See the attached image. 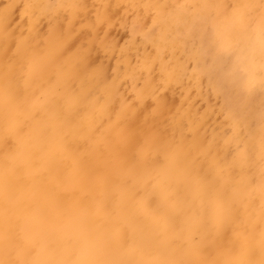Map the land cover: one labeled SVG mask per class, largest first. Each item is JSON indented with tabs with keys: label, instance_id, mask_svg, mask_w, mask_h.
I'll return each mask as SVG.
<instances>
[{
	"label": "bare ground",
	"instance_id": "6f19581e",
	"mask_svg": "<svg viewBox=\"0 0 264 264\" xmlns=\"http://www.w3.org/2000/svg\"><path fill=\"white\" fill-rule=\"evenodd\" d=\"M21 3L14 8L22 18L8 23L16 37L0 40V264H29L34 253L36 264L71 256L90 264L44 210L58 199L78 206L85 223L113 231L114 246L140 248L141 256H158L156 264H264V189L238 175L248 166L221 146L233 120L214 90L218 75L209 69L205 80L193 67L204 58L199 27L213 21L222 31L211 40L264 62V19L250 32L241 28L250 21L247 5L259 17L264 0ZM130 14L150 28L119 44L110 29L126 25ZM253 131L258 137L244 143L259 159L264 134ZM70 147L75 157L66 154ZM141 173L146 189L133 197L132 180ZM191 204L195 218L181 219ZM140 222L150 228L138 229Z\"/></svg>",
	"mask_w": 264,
	"mask_h": 264
},
{
	"label": "rangeland",
	"instance_id": "374dc122",
	"mask_svg": "<svg viewBox=\"0 0 264 264\" xmlns=\"http://www.w3.org/2000/svg\"><path fill=\"white\" fill-rule=\"evenodd\" d=\"M30 1L31 0H0V40L3 38L7 40L8 43L16 37L15 34L12 33V29H10L8 23L11 24L12 22H18L22 17L17 13V8L14 7H16L21 2L23 4L26 3V6L28 7L30 6ZM49 1L53 3L56 0ZM253 8L255 9L256 6H254L252 3L251 5L248 4L246 8L251 12L249 18L250 21H247V23H244L241 26V28L246 32H250L256 28V26L261 25V22L264 19V12L261 11L259 13L260 16L258 17L255 13V15L253 14ZM6 13H12L10 19ZM3 15H5V18L2 17ZM224 20L227 21L226 19ZM126 22V25L116 23L109 32L119 44L125 43L131 35L141 37L143 35V31H145L147 28H150V25L147 22H145L143 19H137L133 14H130ZM218 25L219 24H217L216 21L212 22L211 28H209L208 25H200L199 29L202 31H200L198 37L200 41L198 50L200 49V54L204 57L202 59V62L204 63H202L201 59H199L196 64L193 62V67L199 71L201 77L205 80L209 69H212L218 75L215 76V80L220 81L221 84L216 83V85H214V90L215 92L222 95L223 101L221 102L226 104L230 109L232 116H229L233 120L232 122L228 121L227 124L225 123L227 142H223L221 146L223 149L229 150V152L233 150L232 157L248 166L247 170H238V175L240 174L241 177H252V180L255 181L261 189H264V154H261L263 157L254 159V154L244 143L246 136H251L252 138V135H257L256 131H253L252 133L254 126H257V128L264 134V62L257 64L253 62V60L243 58L238 53L236 54V52L233 51V49L223 41L217 42V40H211L213 35L222 31L221 28H218ZM17 39L18 40H16L15 50L20 51L24 45L23 36L22 38L17 37ZM244 42L246 44V37ZM237 44H240L239 41ZM49 51H46L44 55H47ZM205 66L207 67L206 71L204 69ZM111 72L112 68L110 65L107 73L108 78H110ZM14 110L15 113L13 114L14 117H12L11 123L13 125L12 127L15 126L14 128H16L20 121L18 113L20 109L15 107ZM247 112H250L253 116L249 121L244 122L243 119L241 120V118ZM248 126L249 129H247ZM257 137L258 135L256 138ZM188 149L190 148H187V150ZM76 152L77 150L75 147H70L69 149L67 148L66 154L70 157H75L78 154ZM20 154L22 155V152ZM6 157L7 162H11L14 158V155L10 153ZM44 159L46 162L48 161L47 158ZM155 160L156 162L161 161L159 159ZM146 179V175L141 173L132 180V185L135 189L133 197H140L142 192L145 191ZM213 186L215 188H221L223 184L215 183ZM149 202L153 203L154 201L149 199ZM62 206V211L64 213H59L60 210L55 208H61ZM194 206V204H191L189 207H185L186 209L179 213L178 216L181 219L187 216L195 218L192 214V210L194 212L197 209ZM211 206L212 207H208L207 210H214L216 204H212ZM169 209H171V207H169ZM44 210L52 212L55 222L53 226L55 227L54 230L58 234H71L73 242L82 248L80 256L86 257L90 264H114L116 259L120 256L124 257V264H156L158 261V256L153 257V259H148L147 257L141 256L140 248L138 251L131 252L127 249L121 250L120 248L114 246L116 245L115 238H108V234H112L113 231L108 229L100 230L93 224L85 223L83 212L78 208V206L71 205V203H68V201L65 199H58L56 202H54V204L50 203L47 206V209L45 208ZM137 228L149 229L150 227L148 226L147 222H140L137 225ZM126 236L128 239L129 236ZM197 236L198 235H194L195 238H199ZM142 238L146 239L147 237L146 235H143ZM113 250L117 251L113 253ZM45 252L46 250L44 248H40L38 250V253L41 255H43ZM34 255H36V253L29 257V264H36V261L33 259ZM101 257L106 259L104 260ZM102 259L104 261H102ZM64 264H78L77 257H69V260L64 261ZM180 264H185V262L180 261Z\"/></svg>",
	"mask_w": 264,
	"mask_h": 264
}]
</instances>
